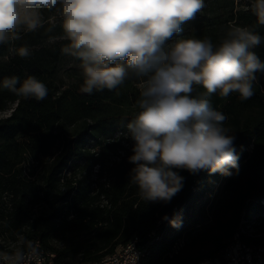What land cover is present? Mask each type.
Masks as SVG:
<instances>
[{
	"label": "trees",
	"instance_id": "obj_1",
	"mask_svg": "<svg viewBox=\"0 0 264 264\" xmlns=\"http://www.w3.org/2000/svg\"><path fill=\"white\" fill-rule=\"evenodd\" d=\"M253 0H205V8L182 24L179 38H209L218 46L231 25L262 37L254 51L264 61V25L251 10ZM43 26L0 45V82L35 76L49 89L42 101L0 87V251L24 252L38 242L55 254L56 264L95 262L133 238L144 246L141 264H198L220 255L229 242L264 246V74L254 95L210 96L236 136L238 172L220 188L221 173L178 170L184 184L169 203L146 202L129 180L133 167L122 133L139 111L134 78L113 90L81 91L80 65L59 75L67 41L53 10L43 11ZM49 41H53L47 44ZM171 42V41H170ZM28 46L31 55L16 54ZM195 86L194 96L204 93ZM223 191H229L225 194ZM223 192V193H222ZM177 216L179 228L168 221ZM182 245L174 251L178 242ZM8 243H19L11 248Z\"/></svg>",
	"mask_w": 264,
	"mask_h": 264
},
{
	"label": "clouds",
	"instance_id": "obj_2",
	"mask_svg": "<svg viewBox=\"0 0 264 264\" xmlns=\"http://www.w3.org/2000/svg\"><path fill=\"white\" fill-rule=\"evenodd\" d=\"M204 8L205 0H0V45L20 40L22 31H36L43 26V11L55 10L68 42L63 51L80 61L83 93L113 90L134 78L139 111L122 133L132 142L129 180L146 202L167 204L183 188L178 170L238 172L236 136L210 96L235 92L248 100L257 74H264V61L254 51L262 37L248 27L231 25L218 46L209 38L172 40ZM251 10L264 25V0H253ZM15 51L21 58L31 55L28 46ZM195 86L204 93L194 96ZM0 87L36 101L49 92L32 75L23 81L5 77ZM162 219L173 228L182 225L178 216ZM0 256L9 264L24 259L19 250Z\"/></svg>",
	"mask_w": 264,
	"mask_h": 264
},
{
	"label": "built area",
	"instance_id": "obj_3",
	"mask_svg": "<svg viewBox=\"0 0 264 264\" xmlns=\"http://www.w3.org/2000/svg\"><path fill=\"white\" fill-rule=\"evenodd\" d=\"M126 247V255L114 257V260L109 264H134V258L142 256L145 251L144 246L139 245V240L133 238L131 245ZM179 247V243H177ZM0 264H9L8 261L0 258ZM20 264H51L45 255L38 253V244L32 251V258L27 259V263ZM218 264H264V250L248 251L242 247V243L236 239L235 247L229 249V252L224 255H219Z\"/></svg>",
	"mask_w": 264,
	"mask_h": 264
},
{
	"label": "bare ground",
	"instance_id": "obj_4",
	"mask_svg": "<svg viewBox=\"0 0 264 264\" xmlns=\"http://www.w3.org/2000/svg\"><path fill=\"white\" fill-rule=\"evenodd\" d=\"M236 239H238V235L237 234L231 240V242L228 243V245L220 253V255L227 254L229 252V249L235 247ZM2 243H3L2 239L0 238V245ZM178 243H179V247H180L182 245V242L180 241ZM37 244H38V253L45 255L46 258H48V261L51 262V264H56L55 263V256L52 253H48L45 250H43V248L40 246V244L38 242H31L29 244L28 248L26 249V251L22 252L23 256H24V259L20 263H27V259H31L32 258V251L35 249V246H37ZM129 245H131V241H129L128 243H126L124 245L117 246L112 253L104 256L103 258H101L98 261L81 263V264H109L111 261L114 260V257L126 255V247L125 246H129ZM179 247H177V245H176L174 247V251H176ZM242 247L244 249H248V251H262V250H264V246H259V247L254 248V247H250V246L246 245L245 243H242ZM0 253H4V252L0 251ZM5 254L12 255L13 253L12 254L5 253ZM142 257H143V253H142V256H139V258H134V264H141ZM218 257H219V255H218ZM218 257H216L214 259H205V260L201 261L198 264H218ZM0 258H3V257L0 256Z\"/></svg>",
	"mask_w": 264,
	"mask_h": 264
},
{
	"label": "rangeland",
	"instance_id": "obj_5",
	"mask_svg": "<svg viewBox=\"0 0 264 264\" xmlns=\"http://www.w3.org/2000/svg\"><path fill=\"white\" fill-rule=\"evenodd\" d=\"M56 20H58V23L59 24H61V18H60V16H58V19H53L52 18V20L51 21H53V22H55ZM53 41H49L47 44H50V43H52ZM77 65H80L79 63H76V62H74V61H72V60H70L68 57H65L64 59H63V61H62V64H61V67H62V69H61V71H60V73H59V75L61 76V77H63V78H65V76H64V71L69 67V66H77ZM10 113V110H7V111H5L4 113H0V117H5V116H7L8 114ZM125 140V143H126V145H128V146H130L131 147V141L129 140V139H124ZM229 178V176H225V175H222L221 176V180H220V188H221V190L223 189V187H224V184H225V182H226V180ZM225 194H229V191H223ZM222 192V193H223ZM9 244V246L11 247V248H13V247H15L16 245H18L19 243H8ZM54 256H55V254H53Z\"/></svg>",
	"mask_w": 264,
	"mask_h": 264
}]
</instances>
